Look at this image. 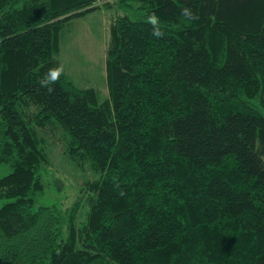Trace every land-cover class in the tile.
<instances>
[{"label": "trees", "instance_id": "obj_1", "mask_svg": "<svg viewBox=\"0 0 264 264\" xmlns=\"http://www.w3.org/2000/svg\"><path fill=\"white\" fill-rule=\"evenodd\" d=\"M103 9L109 100L49 93L65 24ZM51 132L96 174L80 222L36 206ZM0 264H264V0H0Z\"/></svg>", "mask_w": 264, "mask_h": 264}, {"label": "rangeland", "instance_id": "obj_2", "mask_svg": "<svg viewBox=\"0 0 264 264\" xmlns=\"http://www.w3.org/2000/svg\"><path fill=\"white\" fill-rule=\"evenodd\" d=\"M111 9H103L65 24L57 55L65 75L79 88L92 89L99 103L109 100L106 51L109 26L114 19ZM49 144L50 167L44 175L45 192L36 206L57 205L71 209L81 202L78 220L84 219L87 182L96 179L87 167L77 168L65 153V139L60 132L45 135Z\"/></svg>", "mask_w": 264, "mask_h": 264}, {"label": "clouds", "instance_id": "obj_3", "mask_svg": "<svg viewBox=\"0 0 264 264\" xmlns=\"http://www.w3.org/2000/svg\"><path fill=\"white\" fill-rule=\"evenodd\" d=\"M181 17L186 22H191L192 20L198 19V14L194 13L190 8H184L181 10ZM147 23L152 26V35L160 39L165 35V32L162 29L159 17L153 12L147 16ZM63 66H58L54 69H50L48 73L40 81L42 88H47L48 92L51 93L54 89L51 85L59 81L60 76L63 74ZM119 187V185H117ZM121 196L124 195L123 192L120 193Z\"/></svg>", "mask_w": 264, "mask_h": 264}]
</instances>
